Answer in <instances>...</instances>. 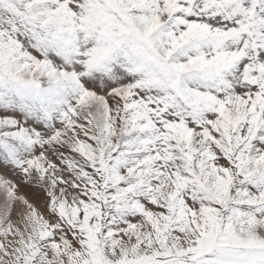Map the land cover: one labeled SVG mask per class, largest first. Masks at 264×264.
<instances>
[{
    "label": "snow or ice",
    "instance_id": "snow-or-ice-1",
    "mask_svg": "<svg viewBox=\"0 0 264 264\" xmlns=\"http://www.w3.org/2000/svg\"><path fill=\"white\" fill-rule=\"evenodd\" d=\"M0 264H264V0H0Z\"/></svg>",
    "mask_w": 264,
    "mask_h": 264
}]
</instances>
